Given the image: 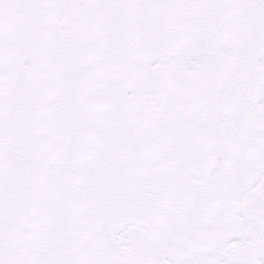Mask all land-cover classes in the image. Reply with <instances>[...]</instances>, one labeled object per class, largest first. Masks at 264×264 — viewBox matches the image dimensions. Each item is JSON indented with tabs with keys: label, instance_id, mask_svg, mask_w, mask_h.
Wrapping results in <instances>:
<instances>
[{
	"label": "snow or ice",
	"instance_id": "obj_1",
	"mask_svg": "<svg viewBox=\"0 0 264 264\" xmlns=\"http://www.w3.org/2000/svg\"><path fill=\"white\" fill-rule=\"evenodd\" d=\"M0 264H264V0H0Z\"/></svg>",
	"mask_w": 264,
	"mask_h": 264
}]
</instances>
